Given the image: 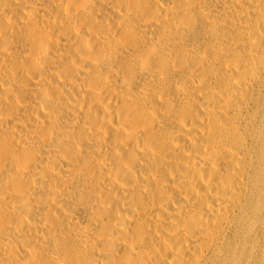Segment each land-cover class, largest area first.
Here are the masks:
<instances>
[{
  "label": "bare ground",
  "instance_id": "bare-ground-1",
  "mask_svg": "<svg viewBox=\"0 0 264 264\" xmlns=\"http://www.w3.org/2000/svg\"><path fill=\"white\" fill-rule=\"evenodd\" d=\"M0 264H264V0H0Z\"/></svg>",
  "mask_w": 264,
  "mask_h": 264
}]
</instances>
